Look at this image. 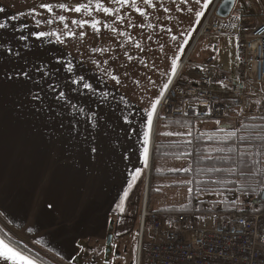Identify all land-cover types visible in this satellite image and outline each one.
<instances>
[{
    "label": "crops",
    "instance_id": "obj_1",
    "mask_svg": "<svg viewBox=\"0 0 264 264\" xmlns=\"http://www.w3.org/2000/svg\"><path fill=\"white\" fill-rule=\"evenodd\" d=\"M21 1L23 0H0V6H7L6 14H0V21L6 19L7 15L27 13L33 5H38L40 2V0ZM19 2L22 5H19ZM51 2L55 3L56 0H51ZM67 2L74 3V0H67ZM82 2H86V0H82ZM114 7L118 8L119 5ZM141 7H144V5H141ZM61 14L68 16L66 22H69L70 28L77 32L81 30L77 29L75 25L73 26L70 21L72 19L91 18L74 13ZM121 15H123L124 21H114L113 18L105 17L103 14L93 13V17L114 24L118 30L122 31L127 28V31L135 37L136 41L141 43L145 51L139 52L128 44H125V48H129L130 54L135 58L143 59L144 63L137 62L135 69H133V78L139 79V85L133 84L131 80H126L127 90L121 89L120 93H117V99H119L120 94H124L131 105L130 111L132 114L129 119L132 120V125H124L123 120L117 118L120 115L119 108L116 109L115 114H109V110L105 109V114L108 115L111 122L108 124L107 129L109 135L105 141L106 148L98 161L90 162L79 144H76V156L68 155L67 141L64 136L54 137L51 141L45 138L44 129L46 126L42 116L37 118L28 110H25L23 115L19 117L16 115L14 101H16L17 95L15 90H9V94L5 97L4 123L3 128L0 129V228L8 236L22 242L54 264L68 263L76 255L78 249L76 244L80 239L83 240L88 237L105 239L109 217H104V214L100 217L99 212L102 214L105 208L108 209L114 205L116 191L124 190V186L132 178L136 169L144 166L143 145L140 141L143 139V133L147 131L144 126L147 112L143 110L145 108L150 110L149 101L159 98L163 84L172 77L170 67L172 59L176 58L177 63H180V48L177 50L179 43H176V41L179 42V23H173L165 29L163 23L158 22L156 13L153 15L154 17L148 16L142 28L136 29L129 27L127 24L129 20L139 23V17L135 13H132L131 10H122ZM22 24H27L29 28L25 29L23 33L14 31V28L18 29ZM148 25H151V27ZM42 27L44 30H51L58 29L62 25L56 22L50 26L42 25ZM169 29L173 32L171 37L177 31L175 35L178 39L176 41L171 38L168 40L170 36ZM29 30H38L35 28V22L31 17L24 16L19 20L9 21V28L0 30V42H3L5 47H13L14 49L19 47L22 53L27 52L23 45L31 43L33 52L41 55L45 60L60 56L61 52L65 55L70 52L72 55L69 58L73 59V63H76L75 58L79 56L78 48L80 51H84L85 48L99 44L111 45V50L105 57L95 54L97 59L112 56L114 59L110 60L109 63H119L123 58V50L117 46L123 38L116 36L111 39V34L107 30H104L105 35L99 40L92 39L91 35L86 36L83 44L80 43L78 38L68 39L66 40L67 48L55 43H47V41L37 47L40 42L35 41V38L31 36L27 42L20 41L18 37L21 34H27ZM165 30L167 31L166 35L163 33ZM83 31L89 34L92 32L90 27L83 29ZM149 36L151 39H148ZM161 45H163V50ZM204 57L205 54L193 61L199 64L214 59ZM33 58L31 54H28V59ZM0 64L10 67L12 64L11 57L0 59ZM78 70H87L91 74L94 66L88 63L84 69H79L78 66ZM164 72H167L168 75H162ZM63 75L70 76L71 74L65 72ZM149 77L152 81H155V85L149 82ZM120 107H123V105H120ZM158 122L159 127L156 131ZM196 122L199 124L209 121ZM220 124L222 123L220 122ZM121 126L127 132L121 131ZM189 127V125H171L162 120H153L149 158L152 148H154V151L160 152L163 150L165 153L163 157H158L161 160L152 162V168L156 162L154 167L157 165L159 168L169 167L170 169H164L163 172L159 169L158 174H172L171 176H175L189 169V159L185 156L181 157L179 154L181 152L180 148H185L192 137H188V141L183 145L177 140L180 133L183 134V131ZM130 128H135V132H132ZM195 134L196 132L193 133V135ZM182 137L185 138L183 135ZM183 152H185V149ZM26 159L31 164L28 169L22 168V165L20 166ZM67 160H73V163L67 164ZM181 164H183L182 169ZM75 168L79 169V172L76 170L74 174L75 178H68L67 176L71 174L70 170ZM83 171H88L87 174L97 175L100 173L101 175L113 176V182L106 183L98 176L95 182L87 184L89 189L86 187V190L92 192V195L85 200L91 199L88 202L90 204L97 201V199H101V195L98 194L97 190L99 191L101 188L100 192H107V197L103 201L105 207L103 209L98 207L97 210L93 209L91 205L88 216H84L81 206L84 198L90 194L78 192L81 190L80 186L82 187L86 183L81 175L84 174ZM181 179L185 180L182 183L184 186L190 180L188 178ZM176 188L178 187L176 186ZM69 189L72 190L73 194L69 192ZM171 190L176 189L171 186ZM110 192L115 193L112 195ZM77 195L83 197V199L79 200ZM108 197L113 198L111 203H107L106 199ZM79 201H81V206H79ZM49 202L54 205L52 209L47 207ZM76 204L79 211L74 209ZM130 219L133 221H129L127 224L123 221H115L113 238L119 240L126 234L135 232V225L133 224L135 218ZM111 222L113 224V220ZM0 264H12V261L0 259Z\"/></svg>",
    "mask_w": 264,
    "mask_h": 264
},
{
    "label": "snow or ice",
    "instance_id": "obj_2",
    "mask_svg": "<svg viewBox=\"0 0 264 264\" xmlns=\"http://www.w3.org/2000/svg\"><path fill=\"white\" fill-rule=\"evenodd\" d=\"M180 2L182 6L192 5L187 11L189 13L194 12L196 18L194 22L200 24L213 0H180ZM174 4L175 0H173ZM115 5H119V7H114ZM141 5L145 7H141ZM161 8L164 13L170 11L169 7L164 5L163 0H86V2L74 0V3H68L67 0H56L55 3L51 0H40L39 4L33 5L27 13L7 15L6 19L0 21V30L8 29L9 21H16L24 16L34 20L35 28L38 30H29L27 34H21L18 39L27 42L30 36L34 37L35 41L40 42L37 47L47 41V43H55L67 48L66 40L68 39L78 38L83 44L86 36L91 35L92 39L99 40L105 35L104 30H107L111 34V39L116 36L123 38L117 45L123 50V58L119 63H109L110 60L114 59L112 56L97 59L95 54L105 57L111 50V45L99 44L85 48L84 51H80L78 48L79 56L75 58L76 63H73V59L69 58L72 55L70 52L67 55L61 52L60 56L45 60L41 55L33 52L31 43L23 45L27 52L22 53L19 47L16 49L5 47L4 43L0 42V59L5 57L12 59L10 67L0 64V129L3 128L4 123L5 97L9 94V90H15L17 99L14 101V109L18 117L23 115L25 110L30 111L37 118L42 116L46 126L44 135L47 140L51 141L54 137L64 136L68 144H79L90 162L98 161L106 148L105 141L109 135L107 129L111 122L108 115L105 114V109L109 110V114H115L116 109L119 108L120 115L117 118L122 119L124 125H132V120L129 119L132 114L131 105L124 94H120L119 99H117V93H120L121 89L127 90L126 80H131L133 84L139 85V79L133 78V69H135L137 62L143 64L144 61L130 54L129 48H125V44L134 47L139 52H144L145 49L127 31V28L122 31L118 30L114 24L93 17V13L103 14L105 17L113 18L114 21H124V17L121 15L122 10H131L139 17V23L129 20L127 24L129 27L139 29L144 26L148 16L151 15L149 9L158 10ZM6 11L7 6H0V14H6ZM61 13L81 14L92 19L91 22L88 19H72L70 23L81 30L77 32L70 28L69 22H66L68 16ZM56 22H59L62 27L51 30H44L42 27V25L50 26ZM148 26L151 27V25ZM89 27L92 30L91 34L83 31ZM28 28L27 24H22L20 28H14V31L23 33ZM148 39L151 37L149 36ZM171 39L176 41L178 38L173 35ZM161 49L163 50V45H161ZM177 50H179V45ZM28 54L34 58L28 59ZM88 63L94 66L91 74L87 70H78V66L79 69H84ZM170 67L172 76L175 77L178 69L176 58L172 59ZM65 72L71 75H63ZM97 73L99 75H96ZM162 75H168V73L164 72ZM149 82L155 85V81H152L150 77ZM219 83L221 87L227 89L228 86L223 81H219ZM172 84L173 80L168 79L162 86L159 98L149 101L150 110L148 108L143 110L147 112L144 125L147 131L143 133V139L140 143L143 145L142 156L145 168L149 164L153 117L156 114L157 106L164 98V92L168 91ZM209 114L211 113L209 112ZM261 119H264V114L261 115ZM215 123L219 125L220 121L216 120ZM130 130L135 132V128H130ZM121 131L127 132L123 126H121ZM187 134L190 136L191 131ZM229 135L235 136V132ZM240 139L243 141L244 138L241 137ZM262 146H264V137H262ZM259 154L260 151L257 148L255 155ZM240 155L243 157L247 155V152H241ZM142 171V169H136L132 176L133 182L140 177ZM216 171L221 170L216 169ZM132 187L133 183H129L128 188L131 189ZM188 191L192 192L193 190L189 189ZM253 192L255 197L259 198V200L254 199L253 203H264V189L259 192L253 190ZM241 194L244 193L241 192ZM128 195V191H125L124 197L127 198ZM248 195L252 197L253 193H248ZM47 207L52 209L54 205L49 202ZM169 223L171 224V222ZM0 259L10 260L12 264H34L30 257L24 256L4 240H0ZM186 261L187 264H192L190 257H186Z\"/></svg>",
    "mask_w": 264,
    "mask_h": 264
},
{
    "label": "built area",
    "instance_id": "obj_3",
    "mask_svg": "<svg viewBox=\"0 0 264 264\" xmlns=\"http://www.w3.org/2000/svg\"><path fill=\"white\" fill-rule=\"evenodd\" d=\"M250 1L236 0L235 7ZM202 37L224 40V54L199 64L185 59L153 120H219L228 124L249 117L245 115L252 114V107L264 114V22L247 21L235 12L224 18L210 12L196 40ZM232 51L235 56L230 58ZM185 65L192 69L189 76L181 77ZM213 221L211 226L198 227L194 214L153 211L144 204L139 215L136 264H187L186 257L192 264H264V211L218 213ZM146 232L150 240L143 243Z\"/></svg>",
    "mask_w": 264,
    "mask_h": 264
},
{
    "label": "rangeland",
    "instance_id": "obj_4",
    "mask_svg": "<svg viewBox=\"0 0 264 264\" xmlns=\"http://www.w3.org/2000/svg\"><path fill=\"white\" fill-rule=\"evenodd\" d=\"M217 1V2H216ZM221 0H213L211 5L209 6V9L206 10L205 16L202 18V21L200 24H196L195 21V15L193 13H189L187 9L189 7H192L191 4L188 5H181L180 0H175V4L173 5V0H163V3L165 6L169 7L170 11L168 13H164L163 9H149V12L151 15L149 17L155 15L157 13L158 15V22H162L165 26L164 28H168V26H171V24L179 23L178 27V33H179V42L176 41V43H179L180 48V63L179 66L182 64V62L186 59L187 62L191 64H198V62H194V59H197L198 57H202V55L205 54L206 58H214L213 60H216L220 57L222 52L224 43V40H217L213 41L209 38H197V34L199 32L200 27L202 26V23L208 16L210 12L214 14L215 9L217 8L218 4ZM21 2H24L21 1ZM19 2V5H22V3ZM215 3V4H214ZM215 6H214V5ZM145 7V6H144ZM237 10V12H236ZM232 12H235L238 14L241 18L247 20V21H253L255 23L257 22H264V0H251L249 3L245 5H241L240 7H237V9H233ZM79 18H82L81 16H78ZM154 17V16H153ZM249 17V18H248ZM88 19V18H87ZM89 21L91 18L88 19ZM91 22V21H90ZM74 26V25H73ZM171 28V27H169ZM164 35L167 34V31H163ZM181 33H183V36H181ZM170 36L168 37V40L171 38V34L173 32L169 31ZM177 34V31L174 32V35ZM167 38V37H166ZM187 41V43H185ZM236 43V41H235ZM228 45L231 46V48H235V44L228 41ZM206 52V53H205ZM230 58L235 56V52L232 51L228 54ZM204 57V58H205ZM198 58V59H199ZM178 61V62H179ZM178 66V68H179ZM190 66H184L182 69V72L180 74L181 77L189 76ZM178 70V69H177ZM172 76V75H171ZM173 76L171 77V79ZM255 107H252L251 113L247 114L245 116L249 117H243L237 122H232L228 124H219L217 125L215 121H209V122H202L199 124H194L192 127L185 129L179 135V139H177L181 145L183 143L186 144L188 141V137H191V135L196 132L197 135L200 136H209L214 143H212L211 147L207 149L206 153V159L213 158L216 155V152H225L223 149L224 144L233 136H230L229 134L235 132V136L239 133H242V126L245 122L248 121H254V120H264L261 119V115L263 113L254 112ZM154 118V117H153ZM225 126V127H224ZM159 122L157 123L156 131H158ZM223 129V131H221ZM191 131V135L188 136V132ZM243 134V133H242ZM182 135L185 137L183 138ZM177 141V142H178ZM188 145V143H187ZM187 145L185 148L181 147V153H183V150L187 148ZM67 154L71 156H76L75 150H76V144H68L67 143ZM223 156H225L223 154ZM73 158V157H68ZM76 159V158H73ZM73 163V160H67V164ZM156 163V162H155ZM154 163V164H155ZM152 168L151 172V166L149 165V168H145L144 166L139 168L142 169V174L140 177L133 182L132 178L128 181V183L124 186V190H120L121 185L119 186L120 191H116V201L114 205L110 208H105L102 212V214L99 212L100 217L104 214V217H109V225L115 227V221H123L125 224H127L129 221H133L130 218L134 217L135 221L133 224L135 225V232L133 234H126L125 236L121 237V239L116 240L113 238V234L115 232L111 231L112 233V244H111V256L107 261L103 260V255H100L97 259L96 264H136V258H137V237H138V225H139V215L142 206L146 203H144V197H145V189L147 185V202L148 206L146 205V209L153 210V211H160L162 209H172L177 211H183V212H190L195 215L196 217V225L198 227H201L205 224L211 226L214 223V218L218 213L221 214H227L221 211L223 207L226 204H234L236 205L234 208L236 212H251L255 209H258L260 207L264 211V206H260V203H253V200H259L258 197H255L253 195L252 197H249L248 194H241L240 191L237 190H227L226 183L222 182L218 186H214L213 182L210 184L209 178L206 177V183H204L202 180H194L189 185V180L187 185H183L182 183L185 182L183 179H178L174 176L164 175V174H158V170L160 169L161 172L164 171V169H169V167H163L159 168L157 165H155ZM186 164V163H185ZM264 167V162L262 163ZM22 165V168L28 169L30 167L29 160L26 159V161ZM159 165V164H158ZM183 164H181V169ZM79 172V169L75 168L73 170H70L71 174H69L67 177H73L75 178V172ZM150 170V175H149ZM170 170V169H169ZM84 174H81L82 177H84V181L86 182L84 185L80 188L78 192L81 194H90L84 198L83 205L81 206V201H79V206H81V210L84 211V216L89 215V209H91V205L93 209H97L98 207L103 209L105 197H107V192H98L101 195V199L97 201H94L93 203H88L91 199L85 200L86 198L90 197L92 195V192L86 190V187L89 189L87 184L95 182V180L99 177L103 179V181L106 183L113 182L112 178L113 176L108 175H100L99 174H87L88 171H83ZM231 173V172H230ZM72 175V176H71ZM174 177V178H171ZM176 178V179H175ZM208 180V181H207ZM133 183V187L131 189L128 188V184ZM112 184V183H111ZM102 185V183H101ZM171 186H174L176 190H171ZM176 186L178 188H176ZM192 189V192H189L188 190ZM128 191L129 195L127 198L124 197V192ZM69 192H72V190L69 189ZM77 193V189H76ZM112 195L115 192H110ZM78 196V195H77ZM79 200H82L83 197L78 196ZM113 200L112 197H108L106 199L107 203H111ZM146 202V201H145ZM235 202V203H234ZM225 204V205H224ZM173 205V206H168ZM224 205V206H223ZM167 206V207H165ZM75 210L79 211L78 205L76 204L74 207ZM107 213V214H106ZM131 216V217H129ZM199 217V219H197ZM113 220V224L112 221ZM137 229V230H136ZM137 232V233H136ZM83 240H88L91 245H94L99 250H103L104 247V238L95 239V238H84ZM149 236L146 232L143 236V243L148 242ZM71 250V249H70ZM77 249V253H78ZM116 251L118 253V257L114 258L112 256V252ZM76 253V254H77ZM74 257V256H73ZM72 260V259H71ZM71 260L68 263L64 264H71Z\"/></svg>",
    "mask_w": 264,
    "mask_h": 264
},
{
    "label": "trees",
    "instance_id": "obj_5",
    "mask_svg": "<svg viewBox=\"0 0 264 264\" xmlns=\"http://www.w3.org/2000/svg\"><path fill=\"white\" fill-rule=\"evenodd\" d=\"M240 7V6H239ZM155 121H158L157 119ZM171 125H189L192 127L194 124H198L196 121L187 120H174L165 121ZM186 122V123H184ZM188 122V123H187ZM264 120H254L245 122L242 126L241 132L236 136L231 137L225 144L223 149L225 152H216L215 157L206 159L207 149L214 143L209 136L191 135L192 140L188 143L185 152L179 154V156L187 157L189 159V169L183 171L181 174H176V178H188L191 182H194L196 178L206 183V177L209 178L210 184L214 183V186H218L226 183L227 190H237L244 194L259 192L264 188V146H262V137H264ZM243 137V141H241ZM259 148L260 154L255 155ZM241 152H247V155L241 156ZM164 151H154L152 148L151 155L149 158V165L152 162L159 161L158 157L164 156ZM223 154L225 156H223ZM168 155V154H166ZM167 157V156H166ZM220 169L221 171H216ZM231 170V171H230ZM231 172V173H230ZM150 175V170H149ZM165 175V174H164ZM171 176L172 174H166ZM190 182V184H191ZM189 184V185H190ZM147 188V187H146ZM146 205L147 202V191H146ZM225 205V204H224ZM223 205V206H224ZM236 205L226 204L221 211L227 214H241L244 212L235 210ZM260 206H264V203H260ZM172 212V213H190L177 211L172 209H162L160 212ZM263 209L258 207L252 213L262 212ZM192 214V213H190ZM0 240H4L15 250L19 251L26 257H30L35 264H54L52 261L41 256L39 253L32 250L22 242L11 238L0 228Z\"/></svg>",
    "mask_w": 264,
    "mask_h": 264
},
{
    "label": "water",
    "instance_id": "obj_6",
    "mask_svg": "<svg viewBox=\"0 0 264 264\" xmlns=\"http://www.w3.org/2000/svg\"><path fill=\"white\" fill-rule=\"evenodd\" d=\"M236 0H221L215 9V15L220 18H224L232 12L235 6ZM225 127V126H224ZM264 189V188H263ZM112 226H108V231L106 234L105 240V260L111 252V244H112ZM78 248V253L72 258L71 264H84L88 262V264H96L97 259L101 254V250L96 248L94 245H91L88 240L80 239L76 244Z\"/></svg>",
    "mask_w": 264,
    "mask_h": 264
},
{
    "label": "flooded vegetation",
    "instance_id": "obj_7",
    "mask_svg": "<svg viewBox=\"0 0 264 264\" xmlns=\"http://www.w3.org/2000/svg\"><path fill=\"white\" fill-rule=\"evenodd\" d=\"M108 231V230H107ZM107 234V232H106ZM105 240H106V236H105V239H104V247H103V250L101 251V254L100 255H103V260L104 261H107L109 259V257L111 256V252L109 253L108 257L106 258L107 260H105V250H106V247H105ZM112 256L114 258H117L119 255L116 251H113L112 252ZM84 264H88V262H85Z\"/></svg>",
    "mask_w": 264,
    "mask_h": 264
},
{
    "label": "bare ground",
    "instance_id": "obj_8",
    "mask_svg": "<svg viewBox=\"0 0 264 264\" xmlns=\"http://www.w3.org/2000/svg\"><path fill=\"white\" fill-rule=\"evenodd\" d=\"M248 18H249V17H248ZM146 191H147V188L145 189V197H144L145 199H144V201H146Z\"/></svg>",
    "mask_w": 264,
    "mask_h": 264
}]
</instances>
